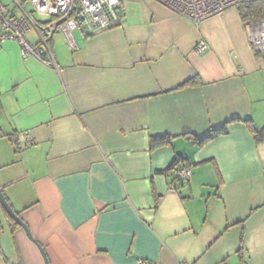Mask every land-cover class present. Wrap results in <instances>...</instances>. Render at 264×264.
Instances as JSON below:
<instances>
[{"label": "crops", "instance_id": "0c3cea01", "mask_svg": "<svg viewBox=\"0 0 264 264\" xmlns=\"http://www.w3.org/2000/svg\"><path fill=\"white\" fill-rule=\"evenodd\" d=\"M121 3L119 24L76 30L74 48L52 36L58 68L0 44L9 203L50 264H264V132L245 122L264 129V54L237 6L196 26L155 0ZM178 155L187 181L164 172ZM0 219V264H46L1 202Z\"/></svg>", "mask_w": 264, "mask_h": 264}, {"label": "built area", "instance_id": "2783aa9c", "mask_svg": "<svg viewBox=\"0 0 264 264\" xmlns=\"http://www.w3.org/2000/svg\"><path fill=\"white\" fill-rule=\"evenodd\" d=\"M194 25L199 26L211 16L221 14L231 7L254 0H155ZM14 6L0 0V44L16 41L23 57H33L46 66L58 68L50 41L55 33H63L71 48L76 47L74 32L79 29L95 32L119 24L118 10L121 0H11ZM30 5V9L26 7ZM19 10V14L14 11ZM39 15V16H38ZM40 16L47 19L41 20ZM249 43L258 52L264 53V20L246 23ZM35 30L39 42L27 38ZM208 44L201 40L197 52L207 50ZM191 168L179 167L174 171L180 180L192 176ZM138 264H145L139 260ZM181 264H191L184 261Z\"/></svg>", "mask_w": 264, "mask_h": 264}, {"label": "trees", "instance_id": "16d2710c", "mask_svg": "<svg viewBox=\"0 0 264 264\" xmlns=\"http://www.w3.org/2000/svg\"><path fill=\"white\" fill-rule=\"evenodd\" d=\"M237 7H238V10L241 14V17L245 21V23L260 22V21L264 20V0H254L251 2L240 4ZM258 53H262V52H258ZM262 54H264V53H262ZM197 81L198 80L196 78H193V79L189 80L187 83H185L182 86V88L194 85V84H196ZM232 121L233 120L227 121L220 127L212 128L209 135L204 137V138H196L197 144L203 145V144L215 139L216 137H218L220 135L227 134L229 131V125ZM245 122L251 128L252 132L255 133V135H254L255 138L259 139L262 136L264 129L257 128L251 120H245ZM171 141H172L171 137L168 135L151 136V138H150V143H151L152 147L167 145V144L171 143ZM183 161H186V158L178 155L174 159L171 166L168 169L164 170V172L165 173H169V172L174 173V171L177 168H179V164L182 163ZM183 167L191 168L186 164L183 165ZM175 177H176L175 178L176 180H180L176 175H175ZM181 181H184V180H181ZM0 202H1V200H0ZM1 206L3 208L4 216H5L6 220L12 225V228L14 229L17 227H21V225L8 213V211L3 206L2 202H1ZM2 231H3V223L0 219V233Z\"/></svg>", "mask_w": 264, "mask_h": 264}, {"label": "water", "instance_id": "95a60500", "mask_svg": "<svg viewBox=\"0 0 264 264\" xmlns=\"http://www.w3.org/2000/svg\"><path fill=\"white\" fill-rule=\"evenodd\" d=\"M0 200L3 204V206L5 207V209L8 211V213L21 225V227L24 229V231L26 232L27 236L30 238V240H32L40 249L44 260L46 262V264H50L48 258H47V254L43 248V246L39 243V241L35 238V236L32 234L28 224L23 220V218L13 209L12 205L9 203L2 185L0 184Z\"/></svg>", "mask_w": 264, "mask_h": 264}, {"label": "rangeland", "instance_id": "374dc122", "mask_svg": "<svg viewBox=\"0 0 264 264\" xmlns=\"http://www.w3.org/2000/svg\"><path fill=\"white\" fill-rule=\"evenodd\" d=\"M4 1H5L6 3H9L10 8H12V7L14 6V3L11 2V0H4ZM26 7H27L28 9L31 8L29 4H26ZM14 13L18 15V14H19V10H15ZM38 16H39V15H38ZM40 19H41V20H45V19H47V17H45V16H40Z\"/></svg>", "mask_w": 264, "mask_h": 264}]
</instances>
